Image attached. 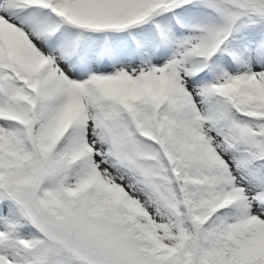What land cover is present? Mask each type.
<instances>
[{
    "label": "snow or ice",
    "instance_id": "6c2138e0",
    "mask_svg": "<svg viewBox=\"0 0 264 264\" xmlns=\"http://www.w3.org/2000/svg\"><path fill=\"white\" fill-rule=\"evenodd\" d=\"M0 264H264V0H0Z\"/></svg>",
    "mask_w": 264,
    "mask_h": 264
}]
</instances>
